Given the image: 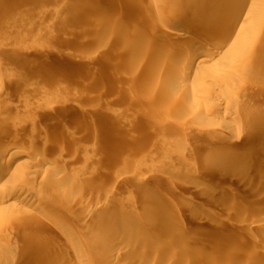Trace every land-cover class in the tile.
I'll return each instance as SVG.
<instances>
[{"label": "rangeland", "instance_id": "obj_1", "mask_svg": "<svg viewBox=\"0 0 264 264\" xmlns=\"http://www.w3.org/2000/svg\"><path fill=\"white\" fill-rule=\"evenodd\" d=\"M32 1L0 0V150L7 154L2 162L3 167L9 154L14 152L26 154L21 160L37 164L36 169L40 171V175L32 192L43 196L46 202L38 208L22 204L7 209L5 198L10 186L6 179L0 182V264H4L5 260L8 262L6 264H79L70 249L68 254H64L76 241L79 243V250L86 255L84 264H105L101 262L105 246L111 239L116 240L106 231L115 222L112 219H119L118 222L123 223L130 215L128 211L131 214L135 211L141 214L143 211V217L151 216V220H158V223L153 220L156 225L159 224L158 227L154 224L153 229H158L160 223H163L164 227H161L168 229L169 233L171 227L175 226L172 224L177 222L197 224L199 215L209 214L210 205L218 206L210 213V217H214V214L224 217L221 199L224 195L228 196L231 193L229 191L240 193L243 203L247 198L248 201L255 200L254 205H257L254 211H257L258 205L261 209L250 213H262L264 216V199L260 194V200L255 197L258 196V189L256 193L252 191L260 177L242 180L243 176L251 178L250 175L256 169L250 175L242 172L240 179L241 175L233 179L235 181L231 180L234 190L230 187V181L226 184V176L230 174L228 170L213 177L218 157L237 156L247 150L243 155L244 161L255 162L253 156L258 154L256 149L261 148L260 155L264 159V140L259 138L260 134L264 135V119L257 112L264 105V30L254 31L252 44L244 47L241 44L242 37L238 34L225 41L220 32L209 27L207 38L211 48L208 52L217 43L222 45L223 41L226 47L239 46L245 51L239 65L247 71L236 80H224L222 85L226 90L220 92L215 73L225 64L217 66L215 62V65L209 63V66H204L205 78L202 81H192L182 89L178 86V81L182 79L178 73L179 67L171 63L164 65L162 58L165 56L175 59L186 44L194 46L198 40L193 36L192 41H184L165 31L168 25L180 19H188L190 28L200 32L203 24L201 18L196 16L198 11L202 10L204 16H220L209 2L161 0L163 4L155 6L153 0H125L116 11L113 0H76L74 5L68 4L69 0H34L39 3L40 10L29 14L26 7ZM192 2L193 4H189ZM145 37L151 38L159 52L137 45ZM164 46L170 48L165 49ZM56 56H63L62 60L53 61ZM26 58H32L28 66L24 65ZM216 59H222L224 63L226 56L221 55ZM19 72L23 74L17 77ZM151 92L155 97L147 101L146 95ZM187 95L194 96L195 100ZM225 98L232 101V108L240 119L224 116L217 110L218 103ZM226 126L228 130L225 131ZM182 139H186L187 143L181 146L179 143ZM210 151L214 153L209 154ZM183 159L187 160L184 167L180 164ZM199 165L205 169L201 172L205 181L202 177L200 181L217 183H214L216 187L213 188L220 192L221 197L220 194L219 197L217 195L214 200L216 203L212 200L207 203L208 197L201 193L197 195L196 191L190 192L193 189L187 177L188 174L194 175V169ZM10 168L18 169L19 161ZM238 180L243 182L238 183ZM248 182H251L250 185ZM244 183L249 191L252 189L250 193L246 192L248 190ZM237 186L243 187L239 189ZM145 188L150 189L147 190L149 194H145ZM166 192H171L168 196L175 197L168 200L171 212L162 210L161 217H165L163 214L166 213L174 216H166L170 218L164 220L166 217H157L160 213L155 210L154 205L160 201V197L167 195ZM242 192L249 193V197ZM143 194L149 195L148 201ZM198 197L201 199H197ZM142 200L151 204H145ZM217 200H220L219 205ZM140 201L144 203V208ZM147 205L152 210L154 207L155 212L149 208L147 209L152 213L146 210ZM98 206L104 207L99 209ZM196 209L200 213H196ZM55 210L61 212L60 219L68 223V230L57 226L53 215ZM85 215L98 218L95 217L93 221L88 219V229L81 230V225L87 219L84 218ZM231 219L234 222V217ZM118 222L115 224L120 225ZM164 223H170V228ZM238 225L234 226L233 223L234 228L231 226L230 229L232 234L229 233V237L223 238V241L215 242L218 247L214 250L215 255L205 248L206 245L215 244L213 241L200 240L194 242L195 245L199 242L196 246L190 243L191 247L194 246L192 251L191 247L188 248V242L184 246L189 249L187 251L190 254L199 251V258L202 256L204 259H201L200 264L203 261L208 263L212 255L219 264V259L226 254V247H230L232 243L235 245L240 235L241 239L249 237L246 242L241 240L242 245L255 243L251 238L257 235L252 236L255 234L253 232L249 235L247 232L250 230L245 228V232L242 225ZM240 229L242 232L244 229L245 233ZM122 235L125 240L130 234L122 233L117 240ZM171 236L173 239L168 240L172 241L171 244L180 242L173 234ZM258 237L254 241L264 238V232L263 236ZM226 239H230V243ZM250 240L253 243H248ZM140 241H135L131 244L135 246L130 245L128 249L136 251L141 248L140 244L136 246ZM221 242L224 243L220 244ZM170 245L166 250L169 251ZM178 245L176 244V248ZM251 245L249 246L253 248ZM261 245L257 244L253 250L263 252L260 248L264 245ZM184 246L177 250L174 245L173 255H177V252L179 255L181 250V256L190 255L189 252H185L188 255L184 253ZM145 247L149 245L142 246L143 249ZM142 248L140 252L144 251ZM159 251L161 261L172 256L165 249ZM194 253L188 257H198ZM258 253L255 257L253 254L244 255L252 256L253 260L248 257L245 260L246 257L239 255L235 261L238 263L241 257L239 261L244 258L245 261L238 264H263L264 259H260ZM132 254L131 258L134 257ZM140 254H137L140 262L135 256V262L130 264H150L153 258L146 260L149 257L144 259L142 256L141 260L138 256ZM129 261L121 263L128 264Z\"/></svg>", "mask_w": 264, "mask_h": 264}, {"label": "bare ground", "instance_id": "obj_2", "mask_svg": "<svg viewBox=\"0 0 264 264\" xmlns=\"http://www.w3.org/2000/svg\"><path fill=\"white\" fill-rule=\"evenodd\" d=\"M75 1L76 0H69V2L68 1L67 2L70 5H74ZM113 1H114V5H115L114 8L117 11V9L121 8L120 7L121 6L120 3L124 2L125 0H113ZM205 1L209 2L210 4H212L211 8L214 9L216 11V13H220V16H209V15L204 16L202 14L203 12H201L202 10L198 11L196 16H197V18L198 17L201 18L200 21L203 24V28H202V30L200 32L195 30V29H191L190 28V25L188 24V19H180V20L176 21L175 23H173L171 25H168L167 28H166V31L164 30L168 34H173L175 36L181 37L182 39H184V41H192L191 37L196 36L197 40H198L196 42H198V43L194 44L192 42L194 44V46H192L191 43L190 44H186L185 47L179 51V53L177 54V57L175 59H171L169 57H165L164 56L162 58L163 59L162 61L164 62V65L171 63V64H175V65H177L179 67L178 73L182 76V79H180V81H178V86H179V88H182V89H184L186 86H188V84L190 82H192V81H197V82L202 81L205 78L204 77V73H205V69H204L205 67L204 66H206V65L209 66V63L213 64L215 62V64L217 66L220 65V64H222V65L225 64V66H223V68H220L215 73L216 74V79L218 81L217 82V88L219 89L220 92H222V91L226 90L225 86L222 85L224 80H226V79L236 80V78H238L239 76H241V75L244 76L246 71H247L246 68L241 67L239 65V63L241 62V58L244 56V53H245V51H243V48L240 49L239 46H238V48L236 46H228V47H226L225 46L226 44L224 45L223 43L228 38L230 39L233 36L238 34L240 37H242L241 38L242 46L245 47V46H248L249 44H252L253 32L254 31L261 32V31L264 30V0H205ZM153 3L155 4V6H159V5L163 4L161 0H153ZM189 4H193V2L189 3ZM219 4H222V5H219ZM26 10H27V13H29V14L37 13L40 10L39 3L38 2H34V0H33L31 2V4L26 7ZM195 13H196V11H195ZM209 27H213L216 31L220 32L221 38L222 39L224 38L225 41L222 42V45H220V42L217 43L216 44L217 46H215L211 51L208 52V50L211 48L209 40L207 38V33H208V28ZM137 45L140 48L147 49L149 51L153 50V51L159 52L158 51L159 48L155 46L154 42L149 37L142 38ZM164 47H165V49H169L170 48V47H167V46H164ZM165 49L163 48V50H165ZM164 52H168V51H164ZM167 55H168V53H167ZM221 55H225L226 56V59H225L226 61H224V63H222L223 62L222 59L221 60L220 59H216V57L221 56ZM62 57L56 56V57H54L53 61L58 62V61L62 60L61 59ZM31 62H32V58L31 59L30 58H26L24 60V65L28 66ZM215 64H213V65H215ZM178 67H176V68H178ZM22 74H23L22 72H19V74H16V75H17V77H19V75H22ZM187 96H188V98L192 97V99L195 100L194 96H190V95H187ZM154 97H155V94L153 92H151V93L146 95L145 99L147 101H151ZM231 102L232 101H230L228 98L227 99L226 98L223 99L222 101H220L218 103L217 110L221 111L224 116L226 115V116H229V117L234 118V119H240L239 116H238V113L235 111V109L232 108V106H233L232 104L233 103L231 104ZM257 112H258L259 117L264 119V105ZM257 112H255V113H257ZM261 127H263V126L261 125ZM224 130L225 131L228 130V126H226V128H224ZM240 137L241 136H239V138ZM259 138L264 140V135L260 134ZM186 143H187L186 139H182V141L179 143V145L182 146V145H185ZM250 148H249V150H251ZM260 149H258V150L256 149V152L258 151V154L253 156L254 159H255V162H251V161L245 162L244 161V159H243L244 156L243 155L245 154V152L247 150L244 153L241 152V154L240 153L237 154V156H233L232 155L231 157L228 156L227 158H226V156H222V157H218V158L216 157L217 160H216L215 163H216L217 168H215L216 169V173H215V175L213 177H215L216 175H219V174H224L228 170V172H230V174H227V176H226L227 177L226 180H228V183H226V184H229V181L231 182V180L237 179L238 176L241 175L240 173L243 172V173H245V175L247 173L250 175L251 174L250 172H252V170L256 169L255 172H253L254 174L252 173L250 175L251 178H249V177L247 178V177L243 176L244 178L242 180L247 181L249 179H254V178H257V177L259 178L260 177V181H258L255 184L253 183L254 187H255L254 188L255 190L254 189L253 190L251 189V190L255 192L258 189L257 190L258 191L257 192L258 196H255V197H257L258 200H260L261 197H262V199H264V194H263L264 193V159L261 158V155H260L261 151H259ZM181 150H183V149H181ZM242 151H244V150H242ZM211 152H213V151H210L209 154H212ZM206 153L208 154V152H206ZM25 155L26 154H22V153H19V152L10 153L9 154L10 157L6 161V165L3 167V163L2 162L5 161V158H7V154H6V152H3V151L0 150V182L3 181L4 179H6V180H8L7 184H9V186H10L9 187L10 189L8 190L9 191L8 194L6 193L7 191L5 192L7 194V196H8V197L6 196V198H5V203L8 204L7 209H8V207L9 208H14V207H18L19 205H22V204H26V205L38 208V206H42L46 202L45 198H43V196L36 195V194H34L32 192L33 186L36 184L37 177L40 175V171H38V169H36V168H38L37 164H35L33 162H30V161H26V160H21V158L23 156H25ZM216 156H218V155H216ZM18 161H19V168L18 169H11L10 168L11 165L13 163H15V162H18ZM186 162H187V160L183 159L181 161V163H180L181 166L184 167L183 164L186 163ZM4 164H5V162H4ZM194 170L196 172L195 174H194ZM194 170H193V174L194 175H189L188 174V177H187L188 178L187 181H188V183H190L192 185V189H193V190H190V192L191 191L192 192L196 191V192H198L197 195H200V193H201L202 196L208 197V200H207L208 202L206 201L207 203L211 202V200L214 203L215 202L214 200H216L217 195L220 194V192H217V190L213 188V187H216L215 184H217V183L211 181V182H209L207 184V183L204 182L205 179L202 177L204 175L201 173V172H204V170H205L203 166L199 165ZM191 173H192V171H191ZM150 177H152V176H150ZM201 177L204 179V181H200ZM241 177H242V175L239 177V179ZM242 180H241V182H239V180H238V183H242L243 182ZM233 181H235V180H233ZM251 181H253V180H251ZM223 182H226V181H223ZM232 182H231V186H230L231 188L233 187ZM253 182H256V181H253ZM188 183H186V184H188ZM250 183H249V185H250ZM244 184H245V189L248 190L247 186H246L247 184L246 183H244ZM220 185H224V184L220 183ZM242 187L243 186H241V188ZM231 188H230V190H231ZM238 188L241 189L240 187H238ZM226 189H228V188H226ZM147 190L145 188V190H144L145 194L148 193ZM162 190H164V189H162ZM222 190H224V189L222 188ZM232 190H234V189L232 188ZM242 190L244 191V189H242ZM242 190H240V191H242ZM149 191H150V189H149ZM250 191L248 190L246 192L250 193ZM225 192L228 193L227 191H225ZM225 192H221V193H223V195H224ZM229 192H231V193H229L228 196L224 195L223 198H222L223 200L221 199V201H222L221 203H222V205L224 207L223 206H220V207H223L224 209L223 210L220 209V210H222L223 213H225L224 217H223V215L222 216H218V215L215 216V214H214V217H213V215H212V217H210V215H211L210 213L213 212L218 206L215 205V204L214 205H210L209 204L210 205L209 214H201V215H199V217L197 218L198 222L196 220L197 224L188 225L186 223L184 224V223H178V222L175 223V224L171 223L172 225H175V226L171 227L170 230L172 232V230L175 228L174 232H172V234L175 236L176 239H178L180 241V242H174L173 244H171L172 241H168L170 239H173V237L171 236L172 235L171 232L168 233V231H169L168 229H163L162 228V227H164V226H162L163 223L162 224L160 223V221L163 222L161 220L162 218L164 219L166 216H169L171 214V213H169L168 215H166L167 214L166 213V214H163V215H165V217H161V215H162L161 213H163L164 210L165 211L167 210L168 212H171V211H169L171 204L170 205L168 204L169 203L168 200L171 197H172L171 199H173L175 197L174 195L173 196L169 195L170 197L168 196V194L169 193L171 194V192H169L168 194L166 192L167 195H164V196L160 197V201L158 200L159 202L157 201L156 202L157 204L154 205L155 206V210L160 213V216H157V217H161V219L159 221L160 225L162 226V227L160 226L161 229H159L160 227L158 229L155 228L156 230L153 229L154 228V224L156 225V223H154V221H153L155 219L152 217L153 220H151V216L149 217L148 214H147L148 217H143L142 213L143 214L145 213L143 211H142L141 214L138 213V212L136 213V211H135L134 214H131V212L128 211L129 212L128 214H130V215H129V217L127 219H124L126 221H124L123 223L122 222L121 223L118 222V220H119L118 218H117L118 220L112 219L113 220L112 222H114V221L115 222L113 224L110 223L111 227L110 226H109L110 228L108 227L109 230H107L108 228L107 229L104 228V229H106L108 234H110L111 236L113 235L116 238V240L115 239H113V240L111 239L112 241L110 240L111 242L109 241V243L106 244L105 251H104L103 255H101L102 256L101 258L103 260L101 262H105V264H120L123 261L127 262V261L131 260L128 263V264H130V262L134 261L135 259H138L137 254L141 253L143 255H141V254L138 255L141 260H143L144 257L145 258L149 257L146 260H150V257L153 258L151 262L149 261L150 264H162V262H164V264H165L166 261H167V264L169 262L172 264V262L174 263L176 261H177L176 264H200L202 262V260H204V259H202V256H200L201 258H199L200 254L199 255L197 254L199 251L197 252L195 249H193L197 253H194V251H193L190 254V251H192V247H194V246L191 247V244L192 243L194 244V242H197V241H200V240H205V241H208V242L209 241H213L214 243L215 242L218 243L219 241H223V238L225 239V237H229L227 235L230 233L231 226H232V229H233L235 224H236V226L238 224H241L242 228L248 229L247 231L250 230V232H247V233H249V235H251L250 233L253 232L255 234H252V236L253 235H257L259 237H261V235L263 236V232H264V216H263L262 213H254V212H257V211L259 212L258 209H261V208H259V205L257 206V208H258V209H256L257 211H254V209L256 208L257 204L254 205V203H255L254 201L255 200H250L249 199V201H248L247 197H249V195H248L249 193L245 194L246 192L245 193L242 192V193L245 194V196L248 195L247 197H244V198H247V199H245L247 201L243 203L242 202V195H240V193L239 194L235 193V191H229ZM259 194H260L261 197L259 196ZM151 195H153V194H151ZM254 195H256V194H254ZM143 196L144 197L147 196L146 200L148 201V198H149L148 196L149 195L145 196L143 194ZM251 196H253V195H251ZM156 197H157V195H156ZM218 197H219V195H218ZM220 197H221V194H220ZM199 198L200 197H198L197 199H199ZM252 198H254V197H252ZM143 199H145V198H143ZM202 199L204 200L205 198L203 197ZM152 200L154 201V199H152ZM147 201L144 202V203L145 204L146 203H150V202H147ZM180 201L184 202V200H181V199H180ZM180 201H178V202H180ZM217 201H218V205H219V201L220 200H217ZM143 202H141L140 204H142ZM172 202H174V201H172ZM261 202H263V200ZM166 203L168 204V206H167ZM174 203H172V205ZM143 204L141 206L144 208L145 206H143ZM177 204H179V203H177ZM262 204L264 205V203H262ZM133 205H135L134 202H133ZM136 205H138V204H136ZM178 206L180 207V205H178ZM98 207H99V209L100 208L103 209L104 206L103 207L102 206H98ZM98 207H96V208H98ZM122 208H124V206ZM147 208L151 209L150 207H148V205L146 207V210H148ZM152 208H153V210L152 209L151 210L153 212H155L154 211V207H152ZM99 209H97V210L99 211ZM140 209H141V207H140ZM162 210H163V212H160ZM199 210H201V209L199 208ZM148 211H150V210H148ZM152 211H150V212L152 213ZM175 211H176V209H175ZM194 211H195V209H194ZM216 211H218V210H216ZM251 211H254L253 212L254 215L252 213H250ZM125 213H126V210H125ZM159 213H157V214H159ZM172 213H173V210H172ZM196 213H200V211L197 210ZM123 214H124V211H123ZM255 214H258V215L255 216ZM53 215L56 217L57 226L60 227V228L68 230V227H69L68 223L66 221H63V220L60 219L61 215H62L61 212L59 210H55V211H53ZM92 215H94V214H92ZM92 215H90V216L85 215L84 216V218L87 217V219H85V222L83 221L84 223L82 222L83 224L81 225V230L82 229H84V230L88 229L89 226L86 223V222H88V219L90 221H93L92 219L97 217V216L93 217ZM126 215H127V213H126ZM220 215H221V213H220ZM144 216H146V215H144ZM173 216H171V217H173ZM176 216H179V215H176ZM231 217L232 218L234 217V222H231V221H233L231 219ZM167 218L168 217H166L164 220H166ZM157 219H159V218H157ZM179 220H177V221H179ZM120 221H122V220H120ZM157 221L155 220V222H157ZM169 221L170 220H167V222H169ZM235 221L237 223H235ZM116 222L120 223V225L115 224ZM179 222H181V221H179ZM233 223H234V226H233ZM116 225L119 226L120 229H118V230H121V231L117 230L118 226H116ZM157 225H159V224H157ZM157 225H156V227H158ZM164 225H167V227H169L170 223H168V224L164 223ZM237 227L239 228V225ZM241 229H240V231L242 232ZM244 229H243L242 233L246 232V229H245V232H244ZM236 230H239V229H236ZM121 232L123 234L129 233L130 235H128L125 238V240H124V237H125L124 235L121 236L122 238H120V240H117V238H119V236L122 234ZM118 233L119 234L121 233V234L118 235ZM231 234L232 233H230L229 235H231ZM238 234H240V232H238ZM168 235L171 236V237L168 238L169 237ZM236 235H237V233H236ZM245 235H248V234H245ZM240 236H242V235H240ZM240 236L237 238L239 241H237V240L235 241L236 242L235 245H234V243H232L234 246L231 244V245H229L230 247H226V250H225L226 254L223 257L220 256L222 258L219 259V262H220L219 264H238L242 260L244 262L245 260H248L249 258L252 259L258 253L257 250L254 249L255 250L254 251L253 248L257 244L261 245L263 243L262 245H264V241H263L264 238L263 237L261 239H257L256 241H254L257 236L255 238H251L250 237L253 240V242H255L254 243L255 245L252 244L253 248H251L249 246L251 244H249L248 246L246 244L242 245L243 241L245 240V242H246L249 237L246 238V239H241ZM232 237H233V235H232ZM121 239H123V240H121ZM230 239H232V238H230ZM230 239H226V240L229 242ZM139 240H141V241H140V243H137V245H136L137 247L139 246L138 244H140L141 248H142V246L144 247V246H146L148 244L149 247L151 246V248L150 249H149V247H145V249L142 248V250H144L142 252H140L141 248H139V249L137 248L139 251H137L136 248H135L136 251H134V249H132V251L136 252L135 255H133L132 253H134V252H132L130 250V248L128 249V246L129 247L135 246V245H131V244L135 243V241L139 242ZM241 240H243V241L241 242ZM252 240H250L248 243H250ZM166 241H168V242L166 243ZM119 242H121V243L119 244ZM185 242L189 243L188 244L189 245L188 248L190 249V247H191L190 251H187L188 248L184 246L186 244ZM224 242H226V241H224ZM224 242H221L220 244H223ZM238 242L239 243L241 242L242 244L241 243L239 244ZM253 242H251V243H253ZM181 243L183 245H181ZM204 243H206V242H204ZM217 243L210 244V245H206L205 244L206 245L205 248L207 247L208 251H211V253H214L215 252L214 251L215 248L218 249V247H216ZM164 244H166V247H164L165 246ZM176 244L177 245L179 244L180 246L178 245V247H180V248L182 246H184L183 251H184V253L185 252H187V253L189 252L190 255L185 253L188 256H191V255L193 256V253H194V254H197L198 257H196V255H195L194 258H190V257H188V256H186L184 254H183V256H181L182 255L181 253H183L182 250H181V253L179 252L181 255L180 254L179 255H180V257H183V258H186V259L182 260V258L178 257L179 256L178 252H177V255H175V254L173 255V252L175 251L174 249L176 248ZM198 244H199V242L196 245H198ZM169 245H170L169 248L171 250L169 249V251H168V249L166 250V248H168ZM174 245H175V248H173ZM163 247H164L166 252H169V254L172 253V256H170L171 258L170 257L169 258L165 257L166 259L163 258V261H161L162 257H161V252L159 250L163 251L164 250ZM202 247H204V245ZM160 248H162V249H160ZM195 248L197 249V247H195ZM69 249H70L72 255L76 257V258L75 257L74 258L79 262V264L80 263L84 264V261L86 260V255H84V252L79 250V243L76 241L74 243L73 247L70 246V248H67V253L64 252V254H68V250ZM221 249L222 248H220V250ZM224 249H225V247H224ZM260 249L263 251L264 247L260 248ZM60 251L63 252L62 250H60ZM70 251H69V253H70ZM130 252H132L131 253L132 256H134V257L136 256L137 258L135 257V259L133 260L134 257L131 258ZM201 252H203V251H201ZM260 252L258 253V254H260L259 258L260 259H264V251L261 252V253ZM215 254L216 253H214L213 255H215ZM247 254H250V255L253 254L254 256L250 257V255H249V257L247 256L248 257V259H247V257L244 256V255H247ZM209 255L211 256V254H209ZM213 255H212L211 258H209L208 263L203 261L202 264H217L218 260L215 261L216 258L213 257ZM239 255H241V256L243 255L244 257H246V259L244 258L245 260L241 259L239 261V259L241 258L240 257L238 259V263H237L236 262L237 261L236 258H238L237 256H239ZM142 256H143V258H141ZM163 257H164V255H163ZM129 258H131V259H129ZM212 258H214V261H213ZM66 259H68V258L66 257ZM260 259H259V262H260ZM64 260H65V258H64ZM68 260L70 261V259H68ZM164 260H166V261H164ZM261 261H263V260H261ZM139 262H140V260H139ZM6 263H8V262H6V260H5L4 264H6ZM46 263L48 264V262H46ZM46 263H44V264H46ZM66 264H68V263H66Z\"/></svg>", "mask_w": 264, "mask_h": 264}]
</instances>
